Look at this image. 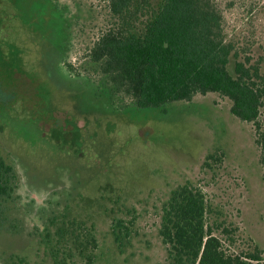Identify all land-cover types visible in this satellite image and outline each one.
I'll list each match as a JSON object with an SVG mask.
<instances>
[{
    "label": "rangeland",
    "instance_id": "1",
    "mask_svg": "<svg viewBox=\"0 0 264 264\" xmlns=\"http://www.w3.org/2000/svg\"><path fill=\"white\" fill-rule=\"evenodd\" d=\"M218 2L229 37L264 63V0ZM105 4L0 0V145L19 177L0 250L54 264L44 226L53 232L79 219L97 227V264H167L158 212L188 180L206 184L224 216L264 249L259 148L228 99L197 95L166 114L116 110L99 81L68 74L67 61L83 63ZM216 152L224 153L220 167L204 168ZM120 208L135 221L123 251L111 230Z\"/></svg>",
    "mask_w": 264,
    "mask_h": 264
},
{
    "label": "trees",
    "instance_id": "2",
    "mask_svg": "<svg viewBox=\"0 0 264 264\" xmlns=\"http://www.w3.org/2000/svg\"><path fill=\"white\" fill-rule=\"evenodd\" d=\"M104 1L103 25L83 63L67 61L68 74L99 81L116 110L166 114L175 103L218 94L230 101L235 117L252 125L264 169V63L229 37L218 0ZM223 158V152L209 154L204 168L215 170ZM18 178L0 145V233L9 227ZM210 190L202 182L179 183L159 208L167 264H264V249L224 216ZM63 223L53 232L45 225L41 235L53 263L97 264L102 248L97 227L79 219ZM111 224L123 251L135 221L120 208ZM0 264L30 263L0 250Z\"/></svg>",
    "mask_w": 264,
    "mask_h": 264
}]
</instances>
